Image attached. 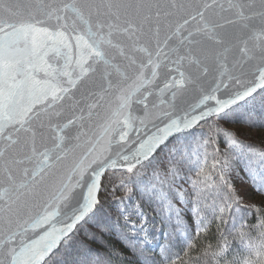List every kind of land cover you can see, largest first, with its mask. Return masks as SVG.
I'll return each instance as SVG.
<instances>
[{
    "label": "snow or ice",
    "instance_id": "6c2138e0",
    "mask_svg": "<svg viewBox=\"0 0 264 264\" xmlns=\"http://www.w3.org/2000/svg\"><path fill=\"white\" fill-rule=\"evenodd\" d=\"M232 125L264 130V0H0V264H264Z\"/></svg>",
    "mask_w": 264,
    "mask_h": 264
},
{
    "label": "trees",
    "instance_id": "16d2710c",
    "mask_svg": "<svg viewBox=\"0 0 264 264\" xmlns=\"http://www.w3.org/2000/svg\"><path fill=\"white\" fill-rule=\"evenodd\" d=\"M148 211H150V209H148ZM153 216L156 217V223H157V231L154 233V235H156L159 239V242L160 243H163L164 242V238L162 236L159 235V229L161 227L164 228V231H167V227L166 226H163L159 223L160 221V217L156 214V213H152ZM186 219H188L189 223L191 224L192 223V220H191V213H187L186 214ZM218 226V222H216L214 225H213V231L215 230V227ZM221 230H224L225 229V226L224 225H219ZM193 229H195V225L193 224ZM105 240H107L110 244H113L115 245V247L119 250H121L122 252L125 253V255L128 257V259H124L122 261L119 262V264H140V261L139 259L134 256L130 251H128V249L125 247V245L115 236V234H113L112 236H106L105 237ZM200 238L197 237V241H199ZM153 243H155V241H153ZM234 244H236L237 242L234 241L233 242ZM96 246V245H94ZM242 246L240 248L237 249V251H242ZM149 252L156 256L157 259H159V248H151L149 249ZM174 253H181L182 254V246L181 245H178L177 247L174 248L173 250ZM244 254L246 255L247 252L244 251ZM56 258V259H55ZM54 261H52V264H60V261H61V258L62 257H55Z\"/></svg>",
    "mask_w": 264,
    "mask_h": 264
},
{
    "label": "rangeland",
    "instance_id": "374dc122",
    "mask_svg": "<svg viewBox=\"0 0 264 264\" xmlns=\"http://www.w3.org/2000/svg\"><path fill=\"white\" fill-rule=\"evenodd\" d=\"M230 127L238 128L242 133V138L248 139V140H250L252 142H256V143H259L261 133L264 132V130H262V129H249L246 125H238V126L232 125ZM241 175H243V173H241ZM184 187H187L186 183H184ZM256 199L259 200L260 197H256ZM55 259H53V261Z\"/></svg>",
    "mask_w": 264,
    "mask_h": 264
},
{
    "label": "water",
    "instance_id": "95a60500",
    "mask_svg": "<svg viewBox=\"0 0 264 264\" xmlns=\"http://www.w3.org/2000/svg\"><path fill=\"white\" fill-rule=\"evenodd\" d=\"M159 84H160V86L162 87V86H163V80L159 81ZM149 99L152 100L153 97H150Z\"/></svg>",
    "mask_w": 264,
    "mask_h": 264
}]
</instances>
